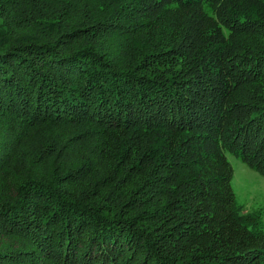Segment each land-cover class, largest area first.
I'll return each instance as SVG.
<instances>
[{
  "label": "trees",
  "instance_id": "1",
  "mask_svg": "<svg viewBox=\"0 0 264 264\" xmlns=\"http://www.w3.org/2000/svg\"><path fill=\"white\" fill-rule=\"evenodd\" d=\"M228 153L264 174V0H0V264H264Z\"/></svg>",
  "mask_w": 264,
  "mask_h": 264
},
{
  "label": "rangeland",
  "instance_id": "2",
  "mask_svg": "<svg viewBox=\"0 0 264 264\" xmlns=\"http://www.w3.org/2000/svg\"><path fill=\"white\" fill-rule=\"evenodd\" d=\"M227 155L234 170L232 186L237 209L244 216L258 218L257 223L250 222V228L264 230V174L254 170L235 155Z\"/></svg>",
  "mask_w": 264,
  "mask_h": 264
}]
</instances>
